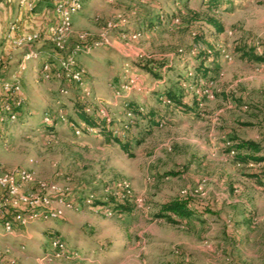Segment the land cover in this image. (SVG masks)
I'll return each instance as SVG.
<instances>
[{"label": "rangeland", "instance_id": "1", "mask_svg": "<svg viewBox=\"0 0 264 264\" xmlns=\"http://www.w3.org/2000/svg\"><path fill=\"white\" fill-rule=\"evenodd\" d=\"M206 17L224 30L218 33ZM136 31V39L128 37ZM81 33L88 44H104L74 53ZM198 35L212 44L208 64L219 66L212 83L184 80L199 60ZM239 45L264 48V0H86L65 49L47 38L37 48L44 51L41 61H27L22 115L5 123L0 137V172L24 167L35 180L55 184L50 204L63 215L35 222L21 237L0 238V249L19 264H264V185L247 175L259 167L235 165L226 152L230 135L264 142V65L240 59ZM21 56L9 65L11 76L0 78H13ZM61 59L73 71L85 70L83 87L42 77V62L62 71ZM132 60L165 61L173 69H158L162 77L154 78ZM166 87L185 94L197 110L184 113L164 102L159 93ZM84 90L90 112L128 126L123 138L133 156L99 128L77 133L70 118L84 123L74 114L73 97ZM128 101L160 115L152 122L130 116ZM46 113L57 117L52 133L41 127ZM180 196L215 213L189 225L155 218L161 202ZM110 197L131 209L97 205ZM47 229L75 257L44 259L52 241Z\"/></svg>", "mask_w": 264, "mask_h": 264}, {"label": "built area", "instance_id": "2", "mask_svg": "<svg viewBox=\"0 0 264 264\" xmlns=\"http://www.w3.org/2000/svg\"><path fill=\"white\" fill-rule=\"evenodd\" d=\"M46 2H54V10L57 17L56 22L47 29L48 38L57 50L63 51L66 39L73 29L74 17L84 8V0H21V4L32 11L38 4ZM18 26L19 19L17 18L10 25L11 31H17ZM140 34V32L136 31L130 33L128 37L136 39ZM123 35L127 36L125 32ZM41 36L40 32H34L14 38L16 47L21 48L23 51L21 60L13 73V78H0V137H2V127L5 123H15L19 119L14 105L11 102H4L2 95L4 92L13 95L15 106L25 103L26 97L20 77L27 69L28 60L41 59L42 53L33 46L41 39ZM79 38L80 41L74 46V53L104 44L98 41L88 44V34L86 33L79 34ZM258 51L261 52V50ZM61 63L63 70L54 71V65L51 61L42 62L40 72L42 77L47 79L62 78L64 81L68 80L70 83L77 84L79 88L83 87L85 70L82 67H78L73 71L69 67L70 63L68 62L69 65H67L63 59H61ZM129 85L127 84L123 87L129 88ZM204 92L209 94L207 88H205ZM86 94V90L84 92L81 91V99L86 100ZM164 102L170 103L169 100ZM87 110L90 111V108H87ZM128 114L131 116L133 111L128 110ZM43 119L45 122H50V114L46 113ZM75 128L78 134L83 131L82 128ZM87 130L91 131L94 129L87 127ZM29 183L37 184L38 189L28 191L26 187ZM57 191L55 184L35 180L31 169L22 167L12 172H0V238L6 240L9 237H21L23 232L21 233L20 230L26 229L35 222L60 218L63 215L62 209L53 208L50 204L51 193H56ZM88 201L90 202L91 200L88 199ZM9 252L10 250L7 248L6 250L0 249V264H19L15 258L9 255ZM70 254L71 257H75L68 251L66 242L61 237H56L51 241L50 249L44 255V259L48 257L51 260L63 259Z\"/></svg>", "mask_w": 264, "mask_h": 264}, {"label": "trees", "instance_id": "3", "mask_svg": "<svg viewBox=\"0 0 264 264\" xmlns=\"http://www.w3.org/2000/svg\"><path fill=\"white\" fill-rule=\"evenodd\" d=\"M177 18V16H174L172 19L173 21H175L177 20ZM194 19L199 18L196 16L191 18V20ZM205 19L208 24L216 28L218 33L224 30L223 26L216 18L206 17ZM195 39L196 42L200 41V43L203 45L202 50H200L198 62L193 65L194 73L192 77H185L184 80L188 81L192 79L197 83L203 80L206 83H212L214 80V74L219 68V66L210 65L207 62L208 59L213 55L211 54L212 52H208V50L213 49L212 44L206 41L201 35L196 36ZM236 50V53L240 59L245 60L252 65H264V48H262L260 52L255 46L239 45ZM215 54L218 55V53ZM132 63V65L142 68L144 71L151 74L154 78H161L162 74L159 70H163L165 67H167L169 70L173 69L167 62L160 60H153L151 62L132 60ZM73 86L79 89V86L77 84H74ZM183 95L185 94H178V92L170 87L164 88L163 92L159 93L161 99L169 100L172 106L176 107L180 111H183L184 113L196 111L197 109L195 107L189 106L186 102H184ZM2 98L4 102H11L14 105V108L19 117L22 115V108L25 106V103L20 106H15L14 96L6 92H4ZM87 108L92 109L90 104H88L86 100L81 99V95L77 91L76 95L73 97V110L74 114L79 116L84 124L81 125L73 117L70 118V122L73 123L75 127L82 128L85 132L88 131L87 127L99 128L101 135H103L106 141H108L109 143L120 144L125 152L129 153L130 156H133L134 154L130 149V142L125 141L123 138L126 130L129 129L128 126L124 125L120 128L116 126V123L118 121H107L104 115L97 109L93 108V112H90L87 110ZM127 109L133 111L136 117L142 118L143 120H148L149 122L157 120L160 115L156 110L145 112L141 108H138L132 101H128ZM56 123L57 117L54 114H50V122H45L43 119L41 122V127L46 131L52 133L54 131ZM133 123L136 124L137 122L135 121ZM110 127H112V129ZM147 131H150V129H148ZM226 142L230 143L226 148V152L228 153V155H230L229 157L231 162L242 167L258 166V170L251 171L247 173V175L256 180L260 185H264V142L240 138L236 135H230L227 138ZM97 205H99V207L110 208L113 212L121 213L129 211L131 209V206L124 200L117 201L112 197L108 198L105 201L101 200V202ZM214 213V210L209 205L196 202L189 196H180L161 202L159 204V209L156 213L155 218H159L162 221L172 224L189 225L190 223L199 219L200 221H204L203 217L205 215ZM45 233L51 240L56 237H60L56 232H53L49 229L45 230ZM62 240L64 239L62 238Z\"/></svg>", "mask_w": 264, "mask_h": 264}, {"label": "crops", "instance_id": "4", "mask_svg": "<svg viewBox=\"0 0 264 264\" xmlns=\"http://www.w3.org/2000/svg\"><path fill=\"white\" fill-rule=\"evenodd\" d=\"M85 5L86 0H84V7ZM82 11L74 17V21ZM17 18L19 19L18 30L12 32L10 25ZM56 20L54 2L38 4L32 11L23 6L21 0H0V77L11 74L12 70H10L11 67L9 65L17 61L22 54L23 50L16 47L14 38L40 32L42 34L41 39L33 46L43 49L42 45L48 38L47 29ZM43 38L46 39L44 40Z\"/></svg>", "mask_w": 264, "mask_h": 264}]
</instances>
